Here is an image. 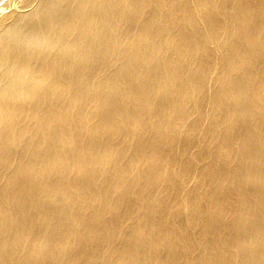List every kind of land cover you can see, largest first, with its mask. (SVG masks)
I'll return each mask as SVG.
<instances>
[{"label":"bare ground","instance_id":"bare-ground-1","mask_svg":"<svg viewBox=\"0 0 264 264\" xmlns=\"http://www.w3.org/2000/svg\"><path fill=\"white\" fill-rule=\"evenodd\" d=\"M0 264H264V0H0Z\"/></svg>","mask_w":264,"mask_h":264},{"label":"rangeland","instance_id":"rangeland-1","mask_svg":"<svg viewBox=\"0 0 264 264\" xmlns=\"http://www.w3.org/2000/svg\"><path fill=\"white\" fill-rule=\"evenodd\" d=\"M13 8L9 7L7 11H11Z\"/></svg>","mask_w":264,"mask_h":264}]
</instances>
